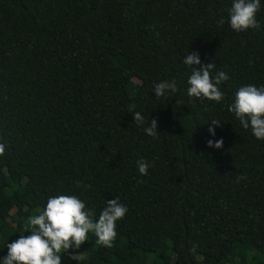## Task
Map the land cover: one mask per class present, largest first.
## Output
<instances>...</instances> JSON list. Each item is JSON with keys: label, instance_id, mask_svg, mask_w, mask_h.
<instances>
[{"label": "trees", "instance_id": "trees-1", "mask_svg": "<svg viewBox=\"0 0 264 264\" xmlns=\"http://www.w3.org/2000/svg\"><path fill=\"white\" fill-rule=\"evenodd\" d=\"M231 5L0 0V258L49 197L75 195L93 220L112 199L128 211L111 248L90 232L62 264H264V141L228 110L240 87H264V0L260 28L240 33ZM192 51L228 75L220 103L187 95ZM163 80L178 91L157 100Z\"/></svg>", "mask_w": 264, "mask_h": 264}, {"label": "clouds", "instance_id": "clouds-1", "mask_svg": "<svg viewBox=\"0 0 264 264\" xmlns=\"http://www.w3.org/2000/svg\"><path fill=\"white\" fill-rule=\"evenodd\" d=\"M261 7V0H232L228 10V23L237 33L249 29H259L256 16ZM224 19L219 24H224ZM183 63L191 69L188 78L187 95L190 98L220 103L224 93L219 86L229 79L223 71L215 72V64H202L198 52H190ZM178 91L175 80H163L153 85L155 99H167ZM228 110L235 114L244 129L251 128L253 136L264 141V87L255 85L242 86L235 93L234 102ZM134 123L143 127L145 117L140 112L133 114ZM208 131L215 136V127L220 122L212 120ZM146 135L156 138L157 120L152 119L144 127ZM209 148L220 149L223 140H208ZM5 153V145L0 143V156ZM151 165L143 159L137 161L140 175L148 174ZM238 179H243L239 177ZM128 209L118 199L107 202L98 219L93 220L94 212L86 210V205L75 195H58L49 197L46 207L37 215L28 217L30 235H21L19 239L7 244V255L0 258V264H62V254L78 250L94 233L96 242L105 248H111L116 238V224L123 219ZM78 260L79 255H71Z\"/></svg>", "mask_w": 264, "mask_h": 264}]
</instances>
